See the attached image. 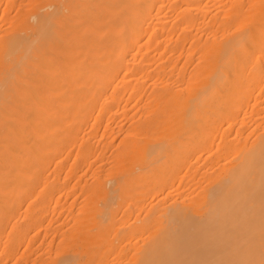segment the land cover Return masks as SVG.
I'll return each instance as SVG.
<instances>
[{
    "label": "bare ground",
    "instance_id": "1",
    "mask_svg": "<svg viewBox=\"0 0 264 264\" xmlns=\"http://www.w3.org/2000/svg\"><path fill=\"white\" fill-rule=\"evenodd\" d=\"M2 110L0 264H264V0H0Z\"/></svg>",
    "mask_w": 264,
    "mask_h": 264
},
{
    "label": "rangeland",
    "instance_id": "2",
    "mask_svg": "<svg viewBox=\"0 0 264 264\" xmlns=\"http://www.w3.org/2000/svg\"><path fill=\"white\" fill-rule=\"evenodd\" d=\"M4 110H2L1 112H0V117H1V114H2V117L0 118V123H1V125H0V128H2V127H4V132H3V129H0V135H2V134H8L9 133V124H10V122H11V119H10V116H8V114L4 111ZM6 116V117H5ZM3 117H5V118H3ZM7 117H9V118H7ZM7 118V122H5V121H3L2 119H6ZM10 121V122H9ZM3 123V124H2ZM4 124H5V126H4ZM2 130V131H1ZM3 132V133H2ZM2 137H4V135H2V136H0V140L1 139H3ZM6 137V136H5ZM5 139V138H4ZM0 142H2V143H0V147L1 148H3L4 146H5V144H6V142H5V140L3 141H0Z\"/></svg>",
    "mask_w": 264,
    "mask_h": 264
}]
</instances>
